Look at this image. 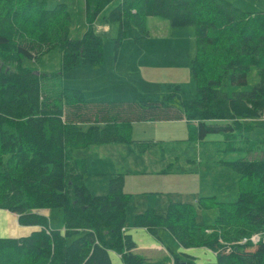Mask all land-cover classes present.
<instances>
[{
	"label": "trees",
	"instance_id": "1",
	"mask_svg": "<svg viewBox=\"0 0 264 264\" xmlns=\"http://www.w3.org/2000/svg\"><path fill=\"white\" fill-rule=\"evenodd\" d=\"M111 1L84 0L86 29L72 39L65 2L49 7L46 0H0V209L15 213L20 225L33 227L28 235L0 236V264H112L111 251L122 264H144L146 258L124 231L131 196L123 175L109 176L107 192L93 194L85 182V159L74 155L89 146L134 143L126 121L138 118L132 107L155 109L137 111L139 119L186 118L188 139L223 132L232 143L229 148L235 132L249 128L243 118L264 116V10H245L231 0H120L104 17L120 25L128 17L141 31L152 15L174 26H194V98L176 95L170 100V94L166 100L99 107L92 104L104 103L85 100L81 89L64 85L62 73L101 61L102 39L93 24ZM55 48L61 53L59 72H41L19 61H37ZM252 67L258 81L245 89ZM86 106L107 114L91 120L80 112ZM257 144L248 140L238 147L253 151ZM223 163L237 172L238 191L231 200L217 201L214 195L198 199L199 208H216L211 223L197 220L191 202L170 201L162 212L148 206L134 216L133 225L158 241L163 229L183 248H207L215 253L214 264H264V149L262 157ZM40 209H60L62 228H53ZM171 252L175 264H181Z\"/></svg>",
	"mask_w": 264,
	"mask_h": 264
},
{
	"label": "rangeland",
	"instance_id": "2",
	"mask_svg": "<svg viewBox=\"0 0 264 264\" xmlns=\"http://www.w3.org/2000/svg\"><path fill=\"white\" fill-rule=\"evenodd\" d=\"M231 1L237 3L236 0ZM46 2L49 7L57 2H65L71 15L69 37L74 39L82 36L86 29L84 0ZM119 2L120 0H112L93 24L102 39L101 61L97 64H78L62 73L61 79L69 84L64 85L81 89L85 100L87 98L91 102L104 103L92 104L99 107L120 102L166 100L170 94H172L170 100H174L176 95L179 100L194 98L197 89L190 65L191 58L196 53L195 27L174 26L167 19L153 15L145 18V31L139 30L128 17L122 19L121 25L119 21H106L104 17ZM19 61L23 66L41 72H59L61 53L55 48L43 54L37 61L25 57ZM94 71H102L104 75L92 78ZM257 81L258 71L252 67L244 88H251ZM233 89L234 87L229 84L227 92ZM132 109V114L138 118L133 121L134 123H131L130 119L126 121L131 124L129 131L134 141L133 145L124 143L115 146L94 145L89 146L87 150L83 148L74 151L79 158L87 155L84 158L85 177H90L87 185L91 192L106 193L109 175L121 173L124 178V189L131 196L126 207L125 223L133 224L137 208L143 212L148 206H152L154 210L162 211L170 201L191 202L197 207V220L200 223H211L216 208H199L198 199L210 195H214L217 201L235 198L238 191V174L223 161L262 157L264 116L243 118L242 122L249 128L236 131L234 147L229 148L232 143L228 142L223 132L209 133L203 140H197L194 136L188 139L190 122L186 118L147 119L145 115L146 118L139 119L137 111L145 113L155 109L143 107ZM127 110L126 108L125 117H128ZM80 112L91 120L95 117L103 118L107 114L94 106L81 107ZM208 122L223 123L221 120ZM248 140L258 141L255 150L246 151L238 147ZM136 142L147 147L142 148L141 145H136ZM118 147L124 150L134 149L136 154L121 155ZM93 151L104 157L102 162H97L103 165L98 166L94 172L88 166L91 161L88 153ZM113 166H118L117 172ZM137 201H140L139 207L135 204ZM40 210L49 212L52 210L49 215L50 225L53 228L62 227L63 213L60 209ZM1 213L10 215L7 217L0 215V236H5L8 234L5 229L10 228V221L15 215L5 209H0ZM23 233V230H18L16 234ZM192 249L202 251L198 247ZM109 256L112 264H115L117 253L111 251ZM189 262L194 264L192 260ZM144 264L155 263L152 259H146Z\"/></svg>",
	"mask_w": 264,
	"mask_h": 264
},
{
	"label": "crops",
	"instance_id": "3",
	"mask_svg": "<svg viewBox=\"0 0 264 264\" xmlns=\"http://www.w3.org/2000/svg\"><path fill=\"white\" fill-rule=\"evenodd\" d=\"M236 1H237V3H235V4L237 6H240L241 8H243L245 10H264V0H256V1L236 0ZM103 75H104V72H102V71L101 72L100 71H94L92 78H94V77L100 78ZM63 83L66 85H69L65 81H63ZM120 144H122V143H108V144H99V145L100 146H103V145H114L115 146V145H120ZM124 144L133 145L132 143H124ZM87 149H88V147L85 148V150H87ZM118 149L120 150L121 155L123 153H129L132 156H134L136 154V151L134 149L124 150L121 147H118ZM78 150H82V149H78ZM74 154L76 156V153H74ZM86 156H84V158H86ZM88 157L91 159L88 166L93 169V172L97 171L98 166L103 165L102 163L101 164L97 163L98 161L102 162L104 160V157L101 154L93 151V152L88 153ZM77 158H79V157H77ZM121 161H122V164L125 165V162L123 160H121ZM113 168L115 169L116 172L118 171L116 169V168H118V166H113ZM89 178L90 177H88V176L85 177L86 184L89 181ZM90 192H91V190H90ZM91 193H93V192H91ZM140 201L135 202L137 207H139L138 205H139ZM146 203H148V202H146ZM38 211L45 214L48 217H49L50 213H52V211L49 212L47 210H38ZM162 211H158V212H162ZM140 212H142V210L140 208H137V211L135 212V214L140 213ZM0 215H1V217L10 216L9 214H3V213H1ZM14 215H15V217L10 221V224H11L10 228L7 227L5 229L6 232L8 233V234H5V236L18 237V236L28 235L32 231L33 227L20 225L17 221V215L15 213H14ZM18 230L19 231L23 230L24 233L21 235L20 234L18 235V234H16ZM124 231L128 234H131V236L133 237V239L136 243L135 251L137 253L141 254L142 256H144L146 259H152V262L155 264H175L173 254L171 251H174L175 254L179 255V258L181 260V264H191V262H189L190 260H192L194 264H197V263L198 264L199 263L200 264H207V263L214 264L216 261L215 253L212 252L211 250L204 248V247H198V248L202 249V251L197 250V249L191 250V248H183V247L177 245L172 238H169V234L167 233V231H164L163 229H161L159 232V234H161V236H162V240H160V241H158V239L153 234H151L147 229H145L144 227H136L130 223H126V225L124 227ZM166 245H168L172 249L167 248ZM193 248H195V247H193ZM117 255H118V257L117 258L115 257V259L117 260V262H115V264H122V260L120 258V255L118 253H117ZM193 259H195V261L197 263H195V261ZM206 259H208V260L206 261Z\"/></svg>",
	"mask_w": 264,
	"mask_h": 264
},
{
	"label": "built area",
	"instance_id": "4",
	"mask_svg": "<svg viewBox=\"0 0 264 264\" xmlns=\"http://www.w3.org/2000/svg\"><path fill=\"white\" fill-rule=\"evenodd\" d=\"M259 239V236L258 235H254V236H252V240L253 241H257Z\"/></svg>",
	"mask_w": 264,
	"mask_h": 264
}]
</instances>
